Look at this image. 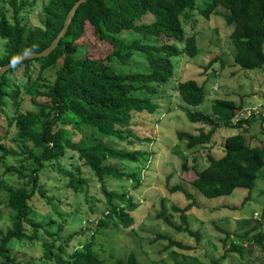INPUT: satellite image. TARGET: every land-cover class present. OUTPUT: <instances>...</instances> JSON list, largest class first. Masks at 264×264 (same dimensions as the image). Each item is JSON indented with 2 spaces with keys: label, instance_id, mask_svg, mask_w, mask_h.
<instances>
[{
  "label": "trees",
  "instance_id": "16d2710c",
  "mask_svg": "<svg viewBox=\"0 0 264 264\" xmlns=\"http://www.w3.org/2000/svg\"><path fill=\"white\" fill-rule=\"evenodd\" d=\"M34 1L6 0L12 11L9 19L0 9V39L4 42L0 66L26 52H38L45 48L58 32L66 12L75 0H46L40 7L38 24L32 26L21 20L20 13L26 6H32ZM193 7L194 0H86L77 6L66 32L46 56L23 59L0 73V114L4 116L2 107L6 99L16 102L20 91L19 84L11 80L16 77L14 74L24 78L23 94L38 108L35 112H16L7 121L15 127L21 153L34 167L22 173L24 164L19 165L20 169L13 165L7 166L6 171L26 178V183L14 188L0 185V190L6 193L3 205L10 210L9 226L5 230L0 228V264H35L22 261L18 256L21 253L18 252L21 248L18 243L33 240L39 243L43 262L101 264L102 259L93 249L95 230L109 226L127 228L133 223L131 212L137 204L126 190H108L104 179L106 176L116 180L130 179L135 188L140 180L136 172L125 173L107 162H135L143 155V151L116 150L106 140L123 141L126 134L131 135V112H152L156 108L152 96L157 95V91L151 85L162 84L170 78L173 70L170 61L172 56L183 54L193 57L198 52L194 33L185 36L181 25L189 18L188 13ZM217 7L224 11L218 12ZM211 11L229 26L228 37L234 48V64L242 69L264 66V0H206L200 13L207 18ZM146 16L149 21H144ZM86 25L94 40L108 45V52L100 59L88 55L86 45L79 41ZM121 32H132L136 36L124 37ZM161 36L172 38L180 42L181 46L178 48L173 43L161 41ZM134 53L144 59V66L142 69L126 70ZM18 69H21L20 73H17ZM47 75L52 78L46 79ZM176 92L181 101L188 105L196 106L203 101V84L193 79L178 82ZM38 96L45 99L39 101L36 99ZM241 111V104L230 99L215 98L208 114L185 110L186 119L191 123L208 125L206 131L199 130L196 134L177 131L176 136L185 140L187 147L204 145L218 127L248 126L257 118L251 115L230 123ZM81 127L90 129L98 137L86 142L74 140V133L79 132ZM260 129L264 133L261 122ZM222 148L223 154L220 157L207 155V164L194 170L190 184L204 197L228 195L236 187L247 188L249 191L264 166V148L250 146L240 133L227 135ZM0 149L4 153L15 154L1 144ZM67 149L76 153L82 165L99 183L104 203V210L96 219L91 236L68 253L65 248L74 233L60 238L49 227L33 219L29 204L34 192L52 210L56 211V205L60 204L58 196H48L44 188L37 184L38 170L46 165L55 166L66 177V184L74 192L87 193L88 190L83 188V185H87L86 180L71 172L77 166L70 169L59 166ZM182 167H185L184 164ZM167 191L180 192L189 200L182 208L172 207L180 212V221L184 224L182 229L177 226L175 228L197 236L196 231L188 228L183 215L194 204L192 194L179 184L168 186ZM247 197L248 194L241 202L247 201ZM164 211L161 202L156 216L172 225ZM1 215L0 205V221ZM259 217L264 219V207ZM57 226L60 228L61 224ZM38 229H41L44 238H39ZM251 231V228L244 230L242 236ZM223 232L224 242L229 233ZM252 241L264 249V234L260 230L252 234ZM170 244L178 245L174 241H170ZM230 245V251L241 252L237 244L230 242ZM223 257L224 254L210 259L209 264H218ZM114 264L141 263L130 252L123 258L115 259Z\"/></svg>",
  "mask_w": 264,
  "mask_h": 264
},
{
  "label": "rangeland",
  "instance_id": "374dc122",
  "mask_svg": "<svg viewBox=\"0 0 264 264\" xmlns=\"http://www.w3.org/2000/svg\"><path fill=\"white\" fill-rule=\"evenodd\" d=\"M45 1L35 0L32 6H26L20 13L21 20L28 25H37L39 10ZM201 1L194 0L193 10L188 13L189 18L181 24L185 36L194 33L198 48L196 55L172 56L170 61L173 70L170 78L162 84L151 85V88L157 91V95L152 96L156 108L152 112L145 110L131 112L129 127L131 135L126 134L123 141L106 140L116 150L143 151V155L135 162L130 160L107 162L125 173L136 172L140 180L135 188L132 187L133 182L130 179L116 180L110 176L104 179L108 190L116 192L126 190L137 204L131 212L133 223L127 228L109 226L106 229L95 230L96 219L104 210L103 196L99 190V183L82 165V161L77 158L74 151L67 149L60 159L59 166L66 169L77 166L71 172L74 176L86 180L87 185H83V188L88 190L87 193L74 192L66 184V177L55 166L46 165L38 170L37 184L44 188L48 196H58L60 204L56 205V211L52 210L34 192L29 202L30 213L34 220L49 227L50 231L56 232L60 238L74 233L65 248L67 253L83 243L95 230L93 249L102 259L101 264H114L115 259L123 258L130 252L135 254L141 264H209L210 259L219 258L222 254L224 257L218 264H264V249L252 241L254 232L260 230L264 234V219L259 217L264 207V166L259 170L254 186L249 191L247 188L236 187L228 195L207 198L190 184L194 178V170L207 164V155L218 158L223 154V140L229 134L240 133L250 146L264 148V133L260 129L261 120L253 119L248 126L244 124L231 128L220 126L204 145L187 147L185 140H180L176 136L177 131L193 134L199 130L206 131L209 126L189 122L185 117V110L203 111L208 114L210 104L215 98L230 99L242 105V111L232 118L230 123L247 117L249 111L259 114L258 110H264V66L242 69L234 64V48L228 37L229 26L212 11L207 18H204L200 9L204 7L206 0ZM0 9L9 19L12 11L6 0H0ZM216 10L224 11L220 7ZM144 21H149V17H144ZM121 36L132 38L136 35L131 32ZM160 40L173 43L178 48L181 46L180 42L172 38L161 36ZM79 41L86 45L85 51L94 58L100 59L108 52V45L94 40L87 25ZM3 43L0 39V55L3 53ZM262 50L264 51V42ZM127 66L122 68L142 69L144 59L138 53H134ZM20 71L21 69H18L17 73ZM31 72H34L33 69ZM13 76L16 77L11 80L19 84L20 91L16 102L6 99L2 107L4 116L0 114V144L15 154L4 153L0 149V185L14 188L26 183L27 179L20 178L12 171H6L7 166L13 165L20 169L19 165L24 164L22 173L34 166L21 153V144L17 140L15 127L7 122L8 117L26 110L35 112L38 108L30 102L28 96L23 94L24 78L17 74ZM45 77L52 78L51 75ZM186 79H193L198 84H203L204 96L201 104L192 106L181 101L176 92V85ZM36 99L40 101L45 98L38 96ZM255 114L250 116H257ZM95 136L98 137L90 129L81 127L79 132L74 133L73 139L86 142L91 141ZM182 164L185 167H182ZM172 184H179L192 194L194 204L183 215L188 228L196 231L197 236L175 228L177 226L182 229L184 224L180 221V212L172 207L182 208L189 200L180 192H168L167 188ZM27 186L30 187V183ZM247 194L248 200L242 203L243 197ZM5 195L6 193L0 190L2 211L0 228L3 230L9 226L10 213L9 208L3 205ZM52 201L56 204V201ZM161 202L165 207L164 214L172 225H168L156 216ZM51 220L54 222H50ZM58 224H61L60 228ZM249 228L252 231L242 236L243 231ZM223 231L229 233L228 239L224 242ZM38 236L40 239L44 238L41 229H38ZM170 241L177 242L178 245L170 244ZM230 242L237 244L241 252L230 251ZM18 244L21 247L18 256L22 261L52 264L49 261H41L38 241Z\"/></svg>",
  "mask_w": 264,
  "mask_h": 264
},
{
  "label": "water",
  "instance_id": "95a60500",
  "mask_svg": "<svg viewBox=\"0 0 264 264\" xmlns=\"http://www.w3.org/2000/svg\"><path fill=\"white\" fill-rule=\"evenodd\" d=\"M86 0H75L73 2V4L71 5V7L69 8V10L66 12L63 21H62V25L59 28L58 32L56 33V35L54 36V38L51 40V42L42 50L38 51V52H26L25 54H23L22 56L18 57L17 59L4 64L2 66H0V73L4 72L6 69L18 64L19 62H21L23 59H27V58H32V57H40V56H46L52 49L55 48V46L58 44L59 39L64 35V33L66 32V29L70 23V20L75 12V9L77 8V6L80 3H83Z\"/></svg>",
  "mask_w": 264,
  "mask_h": 264
},
{
  "label": "built area",
  "instance_id": "2783aa9c",
  "mask_svg": "<svg viewBox=\"0 0 264 264\" xmlns=\"http://www.w3.org/2000/svg\"><path fill=\"white\" fill-rule=\"evenodd\" d=\"M250 113H248V115L249 114H255V113H253V112H251V111H249ZM255 112V111H254ZM262 112H264V110H258V113L259 114H255V115H257V116H259V119L260 118H262V120H261V124H262V127L264 128V113H262Z\"/></svg>",
  "mask_w": 264,
  "mask_h": 264
},
{
  "label": "clouds",
  "instance_id": "9594fccd",
  "mask_svg": "<svg viewBox=\"0 0 264 264\" xmlns=\"http://www.w3.org/2000/svg\"><path fill=\"white\" fill-rule=\"evenodd\" d=\"M247 117H250V114L247 116ZM257 118L259 119V116H257ZM259 120H261V119H259ZM261 122V121H260ZM138 161V160H137Z\"/></svg>",
  "mask_w": 264,
  "mask_h": 264
}]
</instances>
